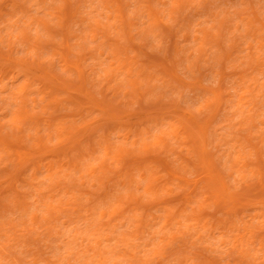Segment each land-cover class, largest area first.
I'll return each instance as SVG.
<instances>
[{
    "label": "clouds",
    "instance_id": "9594fccd",
    "mask_svg": "<svg viewBox=\"0 0 264 264\" xmlns=\"http://www.w3.org/2000/svg\"><path fill=\"white\" fill-rule=\"evenodd\" d=\"M0 264H264V0H0Z\"/></svg>",
    "mask_w": 264,
    "mask_h": 264
}]
</instances>
